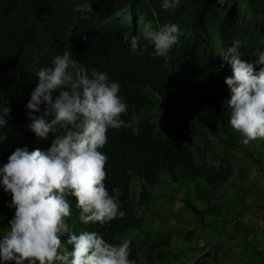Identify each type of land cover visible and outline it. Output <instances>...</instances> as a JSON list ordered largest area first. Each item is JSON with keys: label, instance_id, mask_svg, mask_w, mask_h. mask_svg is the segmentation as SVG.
Instances as JSON below:
<instances>
[{"label": "trees", "instance_id": "1", "mask_svg": "<svg viewBox=\"0 0 264 264\" xmlns=\"http://www.w3.org/2000/svg\"><path fill=\"white\" fill-rule=\"evenodd\" d=\"M77 2L0 0V104L11 110L0 130V165L16 147L50 146L51 133L40 139L27 130L25 104L36 83L34 69L50 66L67 50L89 70L119 82L127 104L121 118L128 124L110 129L101 149L108 157L104 183L110 194L118 190L123 218L103 228L82 225L73 201L72 229L101 232L110 243L131 236L129 258L136 264H216L193 244V234L231 222L244 238V258L264 264V250L249 239L254 228L244 217L254 207L248 201L252 192L264 205V184L241 166L264 173V140L243 145L231 131L223 107L231 69L227 63L220 67L219 55L233 40L241 41L244 61L264 50V0H181L174 11H162L161 0H91L86 20L73 11ZM148 22L180 26L169 57H155L143 40L133 54L122 41L125 32L142 33ZM10 199L0 190V232L13 215L5 206ZM165 203L178 204V210Z\"/></svg>", "mask_w": 264, "mask_h": 264}, {"label": "clouds", "instance_id": "2", "mask_svg": "<svg viewBox=\"0 0 264 264\" xmlns=\"http://www.w3.org/2000/svg\"><path fill=\"white\" fill-rule=\"evenodd\" d=\"M180 2L161 0L160 8L174 11ZM73 11L88 19L91 0H78ZM179 35L175 23L153 27L148 22L142 33L125 32L122 41L136 54L143 40L155 57L167 58ZM240 46L233 40L219 54L220 67L227 63L231 69L224 78L228 98L223 107L231 131L249 145L264 140V50H255L248 62L241 59ZM34 76L25 104L26 127L40 139L51 133L52 140L44 151L16 147L0 165V190L10 194L5 206L13 210L0 232V264H136L129 258L131 236L110 243L101 232L74 231L68 223L73 201L85 226L103 228L124 216L118 190L110 194L105 186L108 157L101 151L110 129L128 127L121 118L127 104L119 82L105 71L89 70L67 50L55 55L50 66L35 68ZM5 103L0 104V130L11 119Z\"/></svg>", "mask_w": 264, "mask_h": 264}, {"label": "rangeland", "instance_id": "3", "mask_svg": "<svg viewBox=\"0 0 264 264\" xmlns=\"http://www.w3.org/2000/svg\"><path fill=\"white\" fill-rule=\"evenodd\" d=\"M193 143L195 144L196 142ZM212 157V153H208L206 156L209 161L212 160ZM241 166L247 170L248 175L253 177L255 181L264 184V173L259 171L258 168L248 164H242ZM238 175L239 173L237 172L236 177H238ZM135 186L138 189L140 188L139 180L135 181ZM258 200L262 201L263 197L252 192L248 201L253 202L254 207L251 208L250 212H246L244 217L246 218V222L251 224L254 228L249 239L256 243L259 249L264 250V205L260 206ZM178 206V204H164L166 209H170L174 212L178 210ZM174 221V218L171 217V223H174ZM192 228L193 226L188 225L185 227L187 230ZM216 228L210 230L200 229L193 234V244L197 245L203 256L208 258L214 256L218 262L216 264H256L255 259L247 260L244 258V248L242 244L244 238L242 234L234 231L231 222L219 226L218 229ZM180 232L181 230L178 229L175 234L177 246L181 244Z\"/></svg>", "mask_w": 264, "mask_h": 264}]
</instances>
